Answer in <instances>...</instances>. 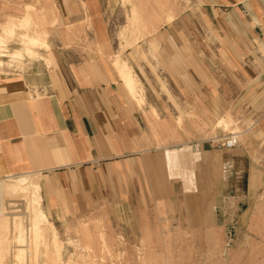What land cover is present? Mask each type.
Returning <instances> with one entry per match:
<instances>
[{"label": "crops", "instance_id": "0c3cea01", "mask_svg": "<svg viewBox=\"0 0 264 264\" xmlns=\"http://www.w3.org/2000/svg\"><path fill=\"white\" fill-rule=\"evenodd\" d=\"M125 1L132 16L112 53L104 0H0V38L11 21L19 42L29 18L17 23L20 6L41 2L57 22L39 31L48 49L37 62L0 76V180L34 177L43 217L24 263L37 264L40 245H54L45 263L60 253L56 228L139 215L187 193L207 191L224 230L264 219V0H191L180 14L168 0ZM142 40L157 77L120 58ZM133 54L148 58V45ZM234 121L242 140L217 149ZM8 229L0 224V254L15 255L23 242ZM94 241L78 239L85 250Z\"/></svg>", "mask_w": 264, "mask_h": 264}, {"label": "rangeland", "instance_id": "374dc122", "mask_svg": "<svg viewBox=\"0 0 264 264\" xmlns=\"http://www.w3.org/2000/svg\"><path fill=\"white\" fill-rule=\"evenodd\" d=\"M104 1L107 7L105 17L108 20L110 31V51L113 53L119 50L116 37L127 26L128 19L132 16V9L130 3L125 0ZM131 1L137 3L140 0ZM42 4L40 2L39 5L38 2L36 7H17L13 11V17L18 23L24 17L29 16L41 24L38 31L54 30L57 27H55L57 22L54 12L52 8ZM190 4L191 0L167 1V7L173 9L176 14L187 10ZM42 17L43 20H41ZM20 32V30L16 31V33ZM81 41L86 47L92 46L88 38ZM148 42V40H142L132 50L126 53L123 51L120 58L127 60L130 58L131 65L139 66L144 63L157 77V69L152 64L154 61L153 51ZM147 45L149 57L152 60L150 62L146 55L133 54L134 50L135 52L137 49L140 51V48ZM5 47L10 52L22 49L16 37ZM129 52L131 54H128ZM112 59L110 56L109 58L105 57L104 60L111 64ZM3 61L6 62L9 59H3ZM11 61L9 65L11 68L0 67V76L17 75L23 71L26 65L38 60ZM17 66L19 69L22 67L21 70ZM141 94L143 95V92ZM231 126L226 131L222 129L223 134L216 138L221 139L230 131L241 133L245 131L237 125L236 121L232 122ZM238 139L239 142L242 137ZM213 144L216 146V143ZM16 178H7L4 179V182L10 183ZM206 192L202 193L203 198H197L188 193L182 194L174 202L164 205L157 203L153 210L146 213L141 209L139 215L137 213L134 216L117 215V217L113 216L111 221L106 218L103 222L94 221L78 225L75 230L56 228L61 244L60 253H52L55 258L50 256V261L45 263V251L51 252L54 245L47 244L45 247L40 245L37 264H72L71 260H73V264H264V219L247 230H224L218 225L215 226L209 214L210 208L207 206ZM15 200H19L17 204L20 209L26 202L24 195L16 196ZM133 206H135V202H133ZM143 217H145L144 220ZM79 238L95 240L94 244H98V246H89V249L85 250L79 246ZM90 250L96 251L98 258H93Z\"/></svg>", "mask_w": 264, "mask_h": 264}, {"label": "bare ground", "instance_id": "6f19581e", "mask_svg": "<svg viewBox=\"0 0 264 264\" xmlns=\"http://www.w3.org/2000/svg\"><path fill=\"white\" fill-rule=\"evenodd\" d=\"M35 20L34 18L26 19L22 26L23 32L19 35V43L22 49H16L11 52L5 46L15 38L17 26H14L11 21L6 24L4 27V36L0 38L1 68H4V66L11 68L9 65L12 61L4 63L3 59L16 60L15 62L24 59L39 60L41 58L39 52L48 49L46 44L47 33L38 31V27L41 24ZM41 20H43V17ZM19 63L18 66H20ZM18 66L17 68L19 69ZM232 135L238 140L239 134L237 132H232ZM215 140L218 141L219 139L215 138ZM19 195H24L26 200L21 209L17 204L19 200H15L16 196ZM37 196L38 185L34 177L21 176L10 183L0 180V224H4V228L10 229L11 227L13 230L12 237L14 238L17 233L18 239L23 242V247H21L17 254L11 255L6 252L0 254V264H33L31 262L24 263L23 257L26 262L28 260L32 261L31 259H27V256L37 251L38 248L33 238L41 233L39 224H42L43 217L39 216V221L36 219L38 218L39 210Z\"/></svg>", "mask_w": 264, "mask_h": 264}, {"label": "built area", "instance_id": "2783aa9c", "mask_svg": "<svg viewBox=\"0 0 264 264\" xmlns=\"http://www.w3.org/2000/svg\"><path fill=\"white\" fill-rule=\"evenodd\" d=\"M214 143H216L217 149L231 150L238 144V140L232 134H227Z\"/></svg>", "mask_w": 264, "mask_h": 264}]
</instances>
